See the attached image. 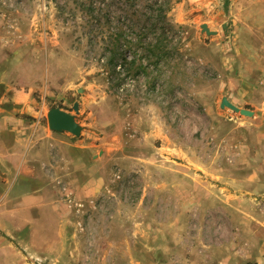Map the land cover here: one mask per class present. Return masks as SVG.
<instances>
[{
	"label": "rangeland",
	"instance_id": "rangeland-1",
	"mask_svg": "<svg viewBox=\"0 0 264 264\" xmlns=\"http://www.w3.org/2000/svg\"><path fill=\"white\" fill-rule=\"evenodd\" d=\"M89 2L0 0V114L48 127L77 101L81 126L38 202L2 205L0 264H264V42L233 0H171L176 53L112 68Z\"/></svg>",
	"mask_w": 264,
	"mask_h": 264
},
{
	"label": "crops",
	"instance_id": "crops-1",
	"mask_svg": "<svg viewBox=\"0 0 264 264\" xmlns=\"http://www.w3.org/2000/svg\"><path fill=\"white\" fill-rule=\"evenodd\" d=\"M255 1L264 2L233 0L232 5L237 19L236 39L250 42L252 51L256 50V42H264V6L251 7ZM241 57L258 55L253 52ZM13 99L16 103H22L24 95L16 90ZM62 138L61 133L42 124L9 120L0 114V210L4 208V202L24 205L38 202L39 194L36 191L43 189L47 182L44 178L45 168H50L52 175L57 173L55 168L59 165ZM50 180L53 181V178ZM2 219L0 217V221Z\"/></svg>",
	"mask_w": 264,
	"mask_h": 264
},
{
	"label": "trees",
	"instance_id": "trees-1",
	"mask_svg": "<svg viewBox=\"0 0 264 264\" xmlns=\"http://www.w3.org/2000/svg\"><path fill=\"white\" fill-rule=\"evenodd\" d=\"M115 2L116 5L107 0H90L84 5L91 22H95L91 23V30L104 39V56L113 57L109 59L112 68L116 64L115 57H144L148 62L145 64L141 61L143 58L138 59L140 63L136 67L144 72L152 58L158 63L176 53L177 46L173 41L177 32L168 20L171 0Z\"/></svg>",
	"mask_w": 264,
	"mask_h": 264
},
{
	"label": "water",
	"instance_id": "water-1",
	"mask_svg": "<svg viewBox=\"0 0 264 264\" xmlns=\"http://www.w3.org/2000/svg\"><path fill=\"white\" fill-rule=\"evenodd\" d=\"M202 30L206 31L207 34H211L213 31L207 26L206 23H202L201 25ZM227 106L235 112H241L245 115H253V111L245 108H240L233 102H231L226 96H224L221 100V107ZM74 112H70L64 110L60 107H52L47 112V123L48 127L51 130L57 132L67 131L72 133L75 136L80 135L81 133V126L79 125L76 114L79 111V103L77 101L73 104Z\"/></svg>",
	"mask_w": 264,
	"mask_h": 264
}]
</instances>
